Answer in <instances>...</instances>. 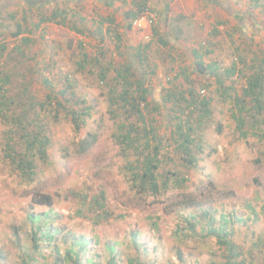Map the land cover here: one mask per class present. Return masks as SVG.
<instances>
[{
  "label": "rangeland",
  "instance_id": "rangeland-1",
  "mask_svg": "<svg viewBox=\"0 0 264 264\" xmlns=\"http://www.w3.org/2000/svg\"><path fill=\"white\" fill-rule=\"evenodd\" d=\"M165 1H170V5L173 3V0ZM183 1L176 0L172 11L184 5ZM226 1L225 5L229 6L235 16H242L240 23L233 16L225 13L219 15L218 11L208 6L201 7V15L197 14L195 5L189 3L190 9H187L194 24V38L191 39L194 45L208 37L216 20H228L220 36L213 38V51L204 58L206 64L212 61L218 63L221 73L235 57L233 44L227 33L237 25L239 30L234 35L235 44L241 51L249 48L257 51L258 48L264 52V0L256 4H249L246 0ZM154 3L156 5L155 1ZM9 8L5 9L7 13L2 11L0 14L2 34L5 33L4 27H8L7 16L11 12ZM91 28L96 36L98 32ZM146 28L148 26L138 31L143 32ZM136 37L140 38L137 34ZM141 39L143 42L147 40L144 32ZM75 41L76 34L65 27L60 31L55 30L52 25L46 27V40L42 44L37 42L30 49L32 56H37L31 67L34 76H37L35 71L38 67L46 68L43 76L54 84L53 88L46 89L45 80L43 82L41 77L39 80H31L30 84H26L23 78L14 79L13 85L8 87L11 94L21 95L20 102L14 107L15 115L27 114V105L32 102L29 116H33L38 125L48 130L51 142L41 149L45 153L43 157L38 149L31 150L39 169L29 182L9 160L3 158L5 134L9 128L0 123V264H21L20 255L25 251L31 253L30 224L26 216L31 212L39 214L50 208L56 214L53 216L55 221L52 226L63 228V233L70 231L89 240L87 252L82 257L83 263L90 258L93 262L106 264L110 253L104 246L115 243L117 264H128V260L138 254L140 261L149 264H225L222 248L215 243L213 237L206 236L208 227L204 215L208 213L215 220L216 227L221 225V217L231 218L234 234L229 241L240 245L243 250V258L240 257L238 261L244 259V264H262L264 246L253 254L254 260L248 252L260 242L264 245V138L237 140L230 112L221 100H216L213 104V117L222 126V131L220 134L215 133L213 124L211 129L202 132L204 151L199 157L197 168L188 172L191 176V189L193 184L202 182L204 195L199 197L201 205L198 208L177 209L170 205L171 198L168 202L165 196L136 201V195L129 189L130 181L126 174V166L132 162L134 155L123 153L118 141L111 137L120 117L112 118L109 113L107 88L99 84L96 76L99 65L92 64L90 59L89 74H95L88 75L87 70L74 64L73 58L76 56L72 55V47ZM96 41L91 52L94 57H98L103 50L99 40ZM107 47L109 49L110 46ZM114 51L108 55L107 60H113V66L117 67L119 63L126 61V57L118 55L116 49ZM107 60H103L105 66ZM7 65L9 71L12 63L8 61ZM166 69L164 64L157 70L163 83ZM68 73L71 74L70 82L74 85L76 96L84 98L91 108V116L78 131L70 123L71 117L61 113L54 119L44 109L45 96L63 88L64 77ZM228 82L224 84L227 85L230 83ZM24 86L28 87V91H25ZM161 86L157 85L158 91ZM36 115L38 116L35 117ZM162 119L163 116L159 115L160 126ZM87 134L94 137L91 149L84 155H76L74 145ZM20 135L21 132L14 131L13 142L17 150H20ZM167 168L173 167L169 165ZM209 183L214 184L216 190L211 189ZM34 188L50 195V208L32 204L31 192ZM225 191L231 193L226 194ZM94 197L102 198L106 204L107 213L98 223H95L96 216L101 211H90ZM79 211L83 213L78 214ZM191 217L200 218L203 222L197 224L194 232H185L187 227L184 218L191 221ZM183 233L187 235L184 236ZM134 234L138 246L136 249L130 242ZM56 237L63 254L67 242L58 234ZM260 249L262 252L259 254ZM32 257V264H54L57 255L51 246L41 243L40 249ZM248 260L252 262L248 263Z\"/></svg>",
  "mask_w": 264,
  "mask_h": 264
},
{
  "label": "trees",
  "instance_id": "trees-1",
  "mask_svg": "<svg viewBox=\"0 0 264 264\" xmlns=\"http://www.w3.org/2000/svg\"><path fill=\"white\" fill-rule=\"evenodd\" d=\"M56 1L9 0L7 3L8 0H0V14L11 6L17 9L14 12H8V27H4V34L0 32V123L9 128L5 134L2 155L29 182L39 169L30 152L32 149H38L43 157L45 153L41 149L49 145L51 134L43 129L44 126L38 125L33 116H29L33 106L32 102L27 105V114L15 115L14 107L20 102L21 95L20 93L11 94L8 87L13 85L14 79L23 78L26 84H30L33 79L39 80L40 77L43 78V82L46 79V76H43L46 68L38 67L35 71L37 76L33 75L31 66L36 62L37 56H32L30 49L37 42L42 44L43 40H46L48 25L62 26L81 37L84 36L86 30L83 28L85 25L82 24L84 19L78 16L79 11L76 8L69 6L70 1L81 0ZM207 1L206 3L213 8L218 7L221 13L236 18L237 23L242 21L241 15L235 16L229 6L225 5L226 0ZM246 2L256 4L260 0H246ZM51 3L50 8L45 7ZM130 6L124 12L127 28L130 30L132 22L146 12L152 13L154 18L149 27L155 37L157 36L158 45L167 51L161 53L158 48L152 49L156 44L147 42L139 45L136 54L130 55L128 59V51L124 53L121 44L116 42L114 49L118 55L126 57V61L115 67L113 60H107L109 49L101 50L98 57H94L91 56V52H87L84 42L79 40L75 52H72L73 57L76 56L73 58L74 64L84 71L87 70L88 75L95 74L94 72L89 74L88 64L91 61H93L92 64L99 65L96 76L99 84L107 88L109 113L112 118L120 117L115 133L111 137L114 141H118L123 153L134 155L132 162L126 166V174L130 181L129 189L136 195L135 200L143 201L149 197L157 199L165 196L168 202L171 198L170 205H173V208H198L201 205L199 197L204 195L203 185L202 182H198L193 184L191 189L189 184L191 176L188 172L197 168L199 157L204 151L202 132L211 129L213 124L215 133L220 134L222 131V126L213 117L214 102L221 100L230 112L237 140H247L248 137L258 140L264 138V52L259 51L258 48L257 51L249 48L242 52L235 44L234 35L239 30L237 25L236 28L231 29L230 33H227L233 44L232 50L235 57L229 67H225L221 73L218 63L212 61L206 64L204 58H207L213 51V38L220 36L228 20L225 18L216 20L211 26L208 37L194 45L191 40L194 38L193 22L182 15L169 19L167 4L163 27H168L169 33L175 40L183 38L194 46L189 49L188 57H186L185 53H178L170 45L171 42L173 43L172 38L165 40L163 35L159 34L158 26L162 22V15L160 10L150 3V0H132ZM83 10L84 8L81 9ZM107 21L111 24L113 22L112 20ZM98 25H103V21ZM0 27L3 26L0 25ZM112 29L110 28L109 32ZM81 31L83 34L80 33ZM99 35L100 42H103V35ZM114 36L119 42L120 35L114 34ZM105 58L106 66L103 64ZM157 59L159 62L165 61L167 65L166 76L163 77L165 78L164 83L157 74L159 69ZM8 61L12 63L9 71ZM70 81L71 74L68 73L64 77L63 88L45 96L44 109L50 115L52 114L54 119H57L61 113L66 117H71L69 121L78 131L85 126V120L91 116V108L87 106L84 98L76 96L73 90L74 85ZM226 81L230 83L225 85ZM44 85L46 89H52L54 86L50 80H45ZM157 85H162L160 92L157 90ZM24 87L25 91H28V87ZM157 92L158 95H156ZM159 115L163 116L161 126L158 122ZM15 130L21 132L18 148L20 150L14 146ZM93 141L94 137L87 134L74 145V153L79 156L86 154L91 149ZM169 165L173 168H167ZM210 186L211 189L216 190L214 184ZM31 193L33 205L51 207L52 200L49 194L42 193L36 188ZM224 193L230 194L231 191ZM92 199L93 204L90 211H101V214L96 216L95 223H98L107 213L106 204L102 198ZM77 213L82 214L83 212ZM53 216L56 214L51 208L39 214L33 212L27 214L26 218L30 224L31 249L29 251L31 253L25 251L20 255L21 264H32V255L40 249L41 243H46L47 246L53 248V252L57 255L54 264H100L93 262L90 258L83 263L82 257L87 252L89 240L83 235L72 234L70 231L63 233V228L52 226L55 221ZM204 218L208 227L206 236L213 237L215 243L222 248L225 264H244V259L238 261L240 257L243 258L241 246L229 241L234 234L231 218L221 217L219 227L214 226L215 220L208 213L204 215ZM184 219L187 227L185 232H194L197 224L203 222L197 217H191V221L188 218ZM57 234L67 242L63 254L56 241ZM183 235L187 234L183 233ZM132 237L130 242L136 249L138 248L134 240L136 234ZM115 245V243H109L104 246L110 253L106 264H117ZM263 246L262 242L258 243L256 247L251 248L248 255L254 260L253 254ZM261 252L260 249L258 253ZM249 261L252 262V260L247 262L251 263ZM128 264L149 263L140 261L138 254L133 259H129Z\"/></svg>",
  "mask_w": 264,
  "mask_h": 264
},
{
  "label": "crops",
  "instance_id": "crops-1",
  "mask_svg": "<svg viewBox=\"0 0 264 264\" xmlns=\"http://www.w3.org/2000/svg\"><path fill=\"white\" fill-rule=\"evenodd\" d=\"M59 0H57L56 2H58ZM63 1V0H60ZM131 1L132 0H81V1H70L69 6L70 8H76V10L79 11L78 16L80 18L84 19V22L82 24L85 25V27H83V25H81V27L85 28L87 30H85L84 36L81 37L80 35L76 34V38L77 41H75L74 46L72 47V52L76 50L77 46H78V41H83L84 44L86 45V50L87 52H92V46L93 44H95L97 41L100 39V35H103V39L104 41L101 43L100 40L98 41V43L100 45H102V49L103 50H107L109 47V54H112L114 51V43H120L121 44V49L124 53H126V51H128V59L130 55H134L136 54V51H138L139 45L147 43V42H153L152 44L155 45L154 47H152V49H156L158 48L160 50V52L162 53V51H167L164 47H161V45H158V41H157V36L155 37L153 31L150 29V27L146 28L145 30H143V32L146 34L147 36V40H145L146 42H143L141 37H143V32L138 31L136 29H134L133 27L129 30L127 28V24H126V19L124 16V12H126L131 6ZM154 1L156 2V6ZM176 0H173V3H171L172 5L169 4V2H166L165 0H150V3L152 5H154L156 8H158L161 12L162 15V22L161 24L158 26V32L159 34L163 35V37L165 38V40L172 38L173 43L171 42L170 45H172L174 47V49H176L178 51V53L182 52L183 54L185 53V56L188 57L189 54V49H191L192 47H194L191 43L186 42L185 40H183V38H179V39H174L173 35H171L168 31V27H163V18L164 16V11L166 10V6L168 4V12H167V17L169 19H173L174 17H177L179 15L185 16L186 18H190V14L188 13L187 9L188 8V4L190 3V5H195L196 6V12L197 14L201 15V7H211L212 6L208 5L207 0H184L182 5L179 9L172 11V7L174 5ZM18 2V1H17ZM9 3V0L8 2ZM61 4V2L59 3ZM51 4L46 5L45 7H51ZM84 8L83 11H81V9ZM12 9V10H11ZM199 9V11H197ZM215 11H218L219 15L221 14L220 9L214 8ZM9 10L11 12H14L15 10H17L14 6H11L9 8ZM186 10V11H184ZM171 11V12H170ZM203 11V10H202ZM172 13V14H171ZM194 18L195 15L193 14ZM7 18H9L7 16ZM192 18V16H191ZM197 18V16H196ZM193 19V18H192ZM107 20H112V24L107 21ZM195 21V19H193ZM103 21V25H98L100 22ZM51 25H48V27ZM55 27V30H62L64 27L62 26H58V25H52ZM46 27V26H45ZM93 29L95 28V31L99 32L97 33V35L95 36L93 33ZM113 28L111 32H109V29ZM195 30L194 32L196 31ZM81 34H83V31L80 32ZM114 34H119L120 35V41L118 42L114 36ZM136 34L140 36V38L136 37ZM111 44V45H110ZM178 48V49H177ZM108 56V55H107ZM166 60V59H164ZM157 61L159 62V60L157 59ZM164 66V64L166 65L165 61H160L158 63V66L161 67V65ZM167 66V65H166Z\"/></svg>",
  "mask_w": 264,
  "mask_h": 264
},
{
  "label": "built area",
  "instance_id": "built-area-1",
  "mask_svg": "<svg viewBox=\"0 0 264 264\" xmlns=\"http://www.w3.org/2000/svg\"><path fill=\"white\" fill-rule=\"evenodd\" d=\"M154 15L152 13L146 12L144 15L141 17L135 19L132 22V27L136 30L142 29L145 26H150L151 21L153 20Z\"/></svg>",
  "mask_w": 264,
  "mask_h": 264
}]
</instances>
